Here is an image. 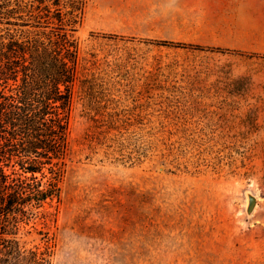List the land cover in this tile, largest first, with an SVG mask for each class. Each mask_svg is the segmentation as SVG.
I'll use <instances>...</instances> for the list:
<instances>
[{
  "label": "rangeland",
  "instance_id": "obj_1",
  "mask_svg": "<svg viewBox=\"0 0 264 264\" xmlns=\"http://www.w3.org/2000/svg\"><path fill=\"white\" fill-rule=\"evenodd\" d=\"M224 20L88 0L54 264H264V29Z\"/></svg>",
  "mask_w": 264,
  "mask_h": 264
},
{
  "label": "trees",
  "instance_id": "obj_2",
  "mask_svg": "<svg viewBox=\"0 0 264 264\" xmlns=\"http://www.w3.org/2000/svg\"><path fill=\"white\" fill-rule=\"evenodd\" d=\"M87 5L0 0V264H54L50 228L70 159L76 85L89 84L75 36ZM33 230L44 244L22 240Z\"/></svg>",
  "mask_w": 264,
  "mask_h": 264
},
{
  "label": "crops",
  "instance_id": "obj_3",
  "mask_svg": "<svg viewBox=\"0 0 264 264\" xmlns=\"http://www.w3.org/2000/svg\"><path fill=\"white\" fill-rule=\"evenodd\" d=\"M215 6L227 22L237 23L230 27L264 29V0H207ZM218 7V8H216ZM262 51L264 48H251Z\"/></svg>",
  "mask_w": 264,
  "mask_h": 264
}]
</instances>
